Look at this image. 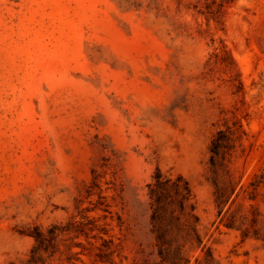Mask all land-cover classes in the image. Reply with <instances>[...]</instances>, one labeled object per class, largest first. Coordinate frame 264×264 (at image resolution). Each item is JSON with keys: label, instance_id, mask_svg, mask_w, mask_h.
I'll return each instance as SVG.
<instances>
[{"label": "rangeland", "instance_id": "rangeland-1", "mask_svg": "<svg viewBox=\"0 0 264 264\" xmlns=\"http://www.w3.org/2000/svg\"><path fill=\"white\" fill-rule=\"evenodd\" d=\"M228 127L219 208L210 147ZM157 169L190 184L218 264H264V241L224 225L264 215V0H0V264L29 259L36 227L62 234L47 264L170 258L184 239L170 219L151 232Z\"/></svg>", "mask_w": 264, "mask_h": 264}, {"label": "trees", "instance_id": "trees-1", "mask_svg": "<svg viewBox=\"0 0 264 264\" xmlns=\"http://www.w3.org/2000/svg\"><path fill=\"white\" fill-rule=\"evenodd\" d=\"M239 141H241L240 130L228 127L226 130L218 131L211 143L209 164L213 175L215 202L219 208L222 206L224 208L235 192L228 166ZM252 186L254 190L260 187L255 184ZM148 188V204L152 211L153 225L151 232L158 234L157 225L170 219V234H181L184 239L183 244H180L181 240H171L170 258L159 253L161 261L151 264H189L190 260L187 257L189 250H186L188 244L191 247H202L203 256L196 259V264H218L212 250L203 245L190 184L183 177L179 176L174 179L164 176L157 169L153 182L148 185ZM230 210L231 208L226 212L228 217L224 223L227 229L240 232L244 239L253 234L256 239L264 241V215L261 212L252 208L250 212L240 215L230 214ZM221 213L222 209L219 214ZM57 231L58 228L53 227L50 234H45L39 227H36L34 233L29 234L34 239L35 245L29 259L23 264H47L44 256L50 254L53 257L57 253L58 239L62 235ZM152 255L154 256V254H149L147 257ZM148 261L145 260V262Z\"/></svg>", "mask_w": 264, "mask_h": 264}]
</instances>
